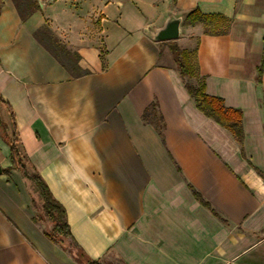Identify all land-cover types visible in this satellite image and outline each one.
<instances>
[{
    "label": "crops",
    "instance_id": "obj_1",
    "mask_svg": "<svg viewBox=\"0 0 264 264\" xmlns=\"http://www.w3.org/2000/svg\"><path fill=\"white\" fill-rule=\"evenodd\" d=\"M0 1V167H11L16 132L88 257L264 264L260 0H38L41 11L25 20L13 0ZM196 8L230 19L228 33L189 24ZM171 17L181 18L175 44L196 52L207 94L242 111V145L197 108L174 41L155 39ZM43 29L67 47L69 68L37 38ZM12 172L0 174V264H84L45 235L50 223L33 220L24 179Z\"/></svg>",
    "mask_w": 264,
    "mask_h": 264
},
{
    "label": "trees",
    "instance_id": "obj_2",
    "mask_svg": "<svg viewBox=\"0 0 264 264\" xmlns=\"http://www.w3.org/2000/svg\"><path fill=\"white\" fill-rule=\"evenodd\" d=\"M15 6L22 18V20L27 19L36 11H41L40 4L38 0H13ZM175 3L176 0H173ZM1 9V1H0ZM189 24H196L198 22L206 23L209 22L213 24L215 29H210L207 27L205 33L213 35H224L227 34L230 26L231 20L221 16V15H208L203 14L198 8L189 12L186 17ZM37 38L41 41L43 45L49 48L53 54L65 65L64 58L59 55L51 44L56 48H61L59 43L52 39L51 33L48 30H40L36 34ZM175 54V61L177 63L178 70L184 81L185 87L194 99L197 108L205 114L207 117L213 119L218 124L228 129L233 133L239 144H243L244 132H243V114L239 109L228 108L222 98L214 97L206 92V81L205 78L199 75V66L197 61V54L195 51H188L180 49L178 46L172 48ZM66 54L65 52H63ZM262 65L259 67V81L262 75ZM89 73L88 70H83L82 74ZM193 79L197 82L194 83ZM145 111L143 114V120L146 122H151L150 120V110ZM154 110V109H153ZM160 127L159 123L157 124ZM6 132V125L3 123L0 116V132ZM10 144V160L11 167L3 169V174L9 175L13 169L21 171L24 182L27 186L28 193L31 197L32 203L40 202L42 205V218L33 217L36 222L50 223V230L45 231V235L53 242L59 244L63 248H68L66 246V240H70L74 246L77 247L76 257L79 261L84 264H102L98 260L91 259L86 255V253L79 248L75 241V238L71 232L70 225L67 221V212L64 206L54 197L50 188L45 183L43 178L35 171L28 168L26 161V154L23 150L17 133L14 132L9 137ZM193 189V188H192ZM195 197L205 206L210 207L209 204L203 200L201 195L193 189Z\"/></svg>",
    "mask_w": 264,
    "mask_h": 264
},
{
    "label": "rangeland",
    "instance_id": "obj_3",
    "mask_svg": "<svg viewBox=\"0 0 264 264\" xmlns=\"http://www.w3.org/2000/svg\"><path fill=\"white\" fill-rule=\"evenodd\" d=\"M240 1V0H239ZM261 1V3L262 4H264V0H260ZM187 21V20H186ZM188 22V21H187ZM198 23H200V22H198ZM203 30H205L207 27H209L211 30L212 29H215V27H214V25L213 24H210L209 22H206V23H203ZM52 39L54 40V41H56V42H58V43H60V45H61V48H56L53 44H51L52 46H53V48L56 50V52L59 54V55H61L62 56V59L64 58V55H63V49H67V47L64 45V44H62V41L59 39V38H57L56 36H55V34L52 32ZM172 41H174V42H170L171 43V45H172V47H175V46H177L175 43V41H176V39H174V40H172ZM181 49V48H180ZM13 172H12V174L13 175H18L17 173H19V175H21L22 176V173H21V171H19V170H17V169H13L12 170ZM23 177V176H22ZM35 205V209H34V214H35V216L36 217H40V218H42V216H43V213H42V205H41V203L40 202H36V204H34ZM40 223H42V222H40ZM46 227H48V224L49 223H43ZM48 230H50L49 228H48ZM66 246H68V248H70L71 249V251L72 252H74L75 254H76V252H77V247L76 246H74V244L70 241V240H66Z\"/></svg>",
    "mask_w": 264,
    "mask_h": 264
},
{
    "label": "water",
    "instance_id": "obj_4",
    "mask_svg": "<svg viewBox=\"0 0 264 264\" xmlns=\"http://www.w3.org/2000/svg\"><path fill=\"white\" fill-rule=\"evenodd\" d=\"M180 24L181 18L171 17L162 28L156 31L155 39L157 41L178 39L180 36ZM2 172L0 167V174H2Z\"/></svg>",
    "mask_w": 264,
    "mask_h": 264
}]
</instances>
